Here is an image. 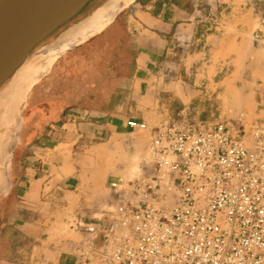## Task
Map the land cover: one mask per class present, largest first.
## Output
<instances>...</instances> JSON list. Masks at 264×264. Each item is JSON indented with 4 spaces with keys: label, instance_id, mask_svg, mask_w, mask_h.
Wrapping results in <instances>:
<instances>
[{
    "label": "built area",
    "instance_id": "obj_1",
    "mask_svg": "<svg viewBox=\"0 0 264 264\" xmlns=\"http://www.w3.org/2000/svg\"><path fill=\"white\" fill-rule=\"evenodd\" d=\"M150 135L145 169L109 185L113 210L72 221L73 264H264V123L182 114Z\"/></svg>",
    "mask_w": 264,
    "mask_h": 264
},
{
    "label": "crops",
    "instance_id": "obj_2",
    "mask_svg": "<svg viewBox=\"0 0 264 264\" xmlns=\"http://www.w3.org/2000/svg\"><path fill=\"white\" fill-rule=\"evenodd\" d=\"M256 2L264 0H137L120 15L133 63L131 71L123 66L129 74L118 78L122 84L114 92L104 91V96L113 94L101 103L107 109L87 108L93 103L63 109L31 142H25L22 133L13 159L12 189L0 198V264L74 263L65 236L56 232L63 219L56 215V204L69 200L77 184L75 147L98 135L121 132L129 119L146 121L145 115L127 111L133 101L154 106L161 100L160 92L169 91L178 106L191 105L196 95L185 89L184 80L204 72L207 62L201 61L207 56L213 65L220 64L255 39H259L256 53L262 56L264 17L255 13ZM259 102L263 105L264 97Z\"/></svg>",
    "mask_w": 264,
    "mask_h": 264
},
{
    "label": "rangeland",
    "instance_id": "obj_3",
    "mask_svg": "<svg viewBox=\"0 0 264 264\" xmlns=\"http://www.w3.org/2000/svg\"><path fill=\"white\" fill-rule=\"evenodd\" d=\"M253 5L255 13L264 17V3L256 2ZM124 21V16H120L109 37L89 41L58 61L51 78L44 80L33 91L24 111L35 105L36 112L46 115L50 99L58 97L63 85L70 86L69 75L82 74L77 64L85 63L86 67L90 64L92 67L96 66L97 71H92V77L95 78L109 74L101 90L104 92L105 89H110L109 91L114 92L122 84L118 78L129 74V70L123 67L125 58L129 60L121 42L123 36H127ZM256 40L259 39L250 42L220 64L216 61L217 64L213 65L209 56L201 61L207 62L204 72L186 76L183 84L185 89L194 91L196 95L191 105L178 106L173 100V93L169 91H161L159 96L161 100L154 106L147 101H139L136 104L133 101L128 105L127 111L131 114L145 115L147 119L143 122L148 130L133 131L126 128L116 134L109 133L83 140L75 147L72 162L76 168L74 176L77 178V184L73 187L69 200L56 204L57 217L63 216L56 232L65 236L66 244L68 241L79 240L78 234L70 228L73 220L81 217L85 221L95 222L113 210L115 195L109 187L113 180H130L145 169L151 160L149 145L150 130L153 128L168 124L182 114L208 125L236 119L238 114H243L247 123H264V104L259 102L264 97V54L257 55ZM65 66L71 67V70L67 76L61 77ZM87 70L86 68L85 71ZM225 86L231 89L226 91ZM50 87L52 94H45ZM101 103H94L89 109H105ZM175 109L176 112L172 114V110ZM130 166H134L135 169Z\"/></svg>",
    "mask_w": 264,
    "mask_h": 264
},
{
    "label": "water",
    "instance_id": "obj_4",
    "mask_svg": "<svg viewBox=\"0 0 264 264\" xmlns=\"http://www.w3.org/2000/svg\"><path fill=\"white\" fill-rule=\"evenodd\" d=\"M121 1L0 0V198L12 189L14 154L33 89L59 60L105 32L137 0L127 6ZM113 6L120 9L96 32L93 23Z\"/></svg>",
    "mask_w": 264,
    "mask_h": 264
},
{
    "label": "flooded vegetation",
    "instance_id": "obj_5",
    "mask_svg": "<svg viewBox=\"0 0 264 264\" xmlns=\"http://www.w3.org/2000/svg\"><path fill=\"white\" fill-rule=\"evenodd\" d=\"M90 66L92 65L90 64ZM64 68V74L66 73L67 75L68 71L70 72L71 67L65 66ZM86 74H77L75 81L70 76V86H67L65 90H63V94L58 98L50 99L48 102L49 106L46 115H40L39 112H36V106H32L29 108V110L26 109L24 111L23 133L25 135V142L26 140L29 141L32 138L39 137L46 130L50 122L58 119L60 117L61 111L63 110V106H71L75 104L82 105L87 103L94 104L102 102L104 99L103 96L106 93L101 89H103L105 82L108 80L109 74L102 75L99 78H95L94 76L92 77V75L89 76ZM45 94H52L51 87L46 90ZM64 94L67 98H63ZM109 94L110 96L113 95L111 92Z\"/></svg>",
    "mask_w": 264,
    "mask_h": 264
},
{
    "label": "trees",
    "instance_id": "obj_6",
    "mask_svg": "<svg viewBox=\"0 0 264 264\" xmlns=\"http://www.w3.org/2000/svg\"><path fill=\"white\" fill-rule=\"evenodd\" d=\"M111 32V29H108L107 31H105L103 34H101V35H99V36H97V37H95L94 39H92V40H90V41H94V40H100L101 38H105V37H109L110 35H109V33ZM121 42H122V44H123V46H124V53H125V55H128L129 56V60H127L126 58H125V62L123 63V66H126V67H130V71H131V69H132V63H133V51H132V46H131V43H130V40H129V38L127 37V36H123V38H122V40H121ZM89 43V42H88ZM88 63V62H87ZM78 65V67H79V69L80 70H82V74H86V75H89V76H91L93 73H92V71H97L96 70V66H94V67H92V66H90L89 65V67L87 66L86 67V64L85 63H83L82 65L81 64H77ZM77 65H76V68H77ZM88 69L87 70V72L85 71V69ZM79 75V74H78ZM71 75H69V77H70ZM74 76V77H73ZM50 78V77H49ZM72 78H74V81L76 80V78H77V74H72ZM48 79V78H47ZM79 82V81H78ZM77 85H78V83H77ZM67 86V85H66ZM62 87H65L64 85L62 86ZM82 106H84V105H79V104H75V105H71V106H63V109L64 110H66V109H70V108H74V107H77V108H83ZM87 108H89V107H87ZM32 141V140H31ZM30 141V142H31ZM20 149V148H19Z\"/></svg>",
    "mask_w": 264,
    "mask_h": 264
},
{
    "label": "bare ground",
    "instance_id": "obj_7",
    "mask_svg": "<svg viewBox=\"0 0 264 264\" xmlns=\"http://www.w3.org/2000/svg\"><path fill=\"white\" fill-rule=\"evenodd\" d=\"M123 6H127L128 4H130L132 2V0H122L121 1ZM120 9V8H119ZM118 6H113L109 12H107L106 14H103L102 16H100L94 23H93V27H95V31L99 32L108 22H110L111 18L113 17V15L118 12ZM56 55H52L49 59V63H48V67L52 64V62L54 61ZM140 135V134H139ZM140 137V136H139ZM141 138V137H140ZM139 144V143H138ZM137 153H139L137 151ZM138 157V156H136ZM139 159V158H138ZM137 159V160H138ZM133 160V159H132ZM134 162V161H133ZM136 162V161H135ZM134 164V163H133ZM136 165V164H134ZM131 167V166H130ZM134 167V166H133ZM131 167L132 169H135ZM131 171V169H128ZM134 171V170H133ZM133 173V172H132ZM135 173V172H134ZM134 175V174H133ZM130 177V176H129ZM131 178V177H130Z\"/></svg>",
    "mask_w": 264,
    "mask_h": 264
}]
</instances>
